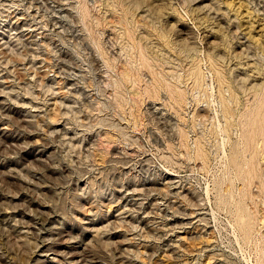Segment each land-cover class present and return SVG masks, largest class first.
Masks as SVG:
<instances>
[{
  "label": "rangeland",
  "instance_id": "374dc122",
  "mask_svg": "<svg viewBox=\"0 0 264 264\" xmlns=\"http://www.w3.org/2000/svg\"><path fill=\"white\" fill-rule=\"evenodd\" d=\"M0 264H264V0H0Z\"/></svg>",
  "mask_w": 264,
  "mask_h": 264
},
{
  "label": "bare ground",
  "instance_id": "6f19581e",
  "mask_svg": "<svg viewBox=\"0 0 264 264\" xmlns=\"http://www.w3.org/2000/svg\"><path fill=\"white\" fill-rule=\"evenodd\" d=\"M42 250V249H41ZM43 255V254H42ZM48 256V255H47ZM49 256H50V254H49ZM44 257V256H43ZM53 258V257H52Z\"/></svg>",
  "mask_w": 264,
  "mask_h": 264
}]
</instances>
